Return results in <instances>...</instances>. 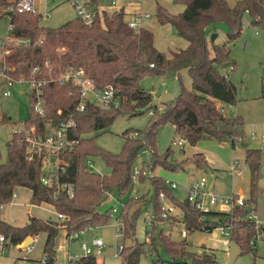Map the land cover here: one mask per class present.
Returning a JSON list of instances; mask_svg holds the SVG:
<instances>
[{"label": "trees", "instance_id": "1", "mask_svg": "<svg viewBox=\"0 0 264 264\" xmlns=\"http://www.w3.org/2000/svg\"><path fill=\"white\" fill-rule=\"evenodd\" d=\"M17 0H0V16H10L13 29L10 36L26 39L28 44L9 43L5 60L13 66L12 75L25 78H41L43 86L44 114L33 111L24 120L21 130H14L6 144V159L0 163V205L11 201L17 188L30 190L29 203H42L53 207L56 220H43L30 216L23 226L11 225L0 220V235L8 244L17 245L27 237L45 234L43 255L38 264H55V241L60 231L69 237L80 230L108 223L114 207L101 210L102 204L112 193L117 198L125 197L117 218L121 221L123 238H132L130 245H123L119 261L115 264H139L140 257L162 248L172 264H215L213 253L195 254L187 250L185 239L175 240L164 231L163 224L173 226L182 222L187 230H212L227 228L229 240H234L245 253L258 228L246 214L253 210L256 201L257 173L262 161L261 149L250 148L244 142L243 120L224 115L217 101L233 105L237 87L230 80L227 69L234 68L229 46L235 43L242 32V17L248 14L249 24L264 32V0H239L229 5L226 0H173L183 6L177 14L169 13L157 5L155 16L158 24H169L186 42L182 49L159 51L154 45V34L147 28L137 30L128 26L123 13L115 11L97 14L91 24H85L75 16L58 27L40 24L38 12H16L11 8ZM216 22H223L229 29L223 43L207 44V35ZM38 67V72L33 69ZM84 70L96 87L111 85L117 93L119 105L100 108L86 103L82 111L76 109L79 89L67 82L59 85L48 79L57 78L66 69ZM185 69L191 79V88L182 83L179 94L170 102L158 106L152 102V94L140 86L147 75H178ZM264 96V79L262 80ZM31 102L33 101L30 95ZM144 112L150 118L143 130L128 129L123 133L119 153L107 151L94 142L96 133L106 128L120 114L134 116ZM72 119L74 125L69 135L74 142L58 154V175L51 184L42 183L43 158L37 152L28 151L27 134L31 137L44 135L47 124L55 126L61 120ZM171 124L174 134L190 145L210 137L229 141L234 147L240 144L245 149V161L249 167L250 190L246 202L252 206L234 207L230 211H202L187 198L179 200L160 176L149 178L152 194L127 196L132 183L133 165L142 153L148 156L145 162L152 170L156 166L175 171L185 162L197 167L207 165L202 152H195L188 160L174 162L168 147L162 155L156 150V134L159 126ZM130 132H133L132 134ZM90 157H99L109 167V173L101 174L88 168ZM143 175L140 179H143ZM144 180V179H143ZM71 195L67 193V187ZM163 194L179 214L162 216ZM150 210L151 224L146 230V240L134 238L136 220ZM62 215L63 218L58 217ZM149 242H147L148 240ZM7 243H5L6 245ZM148 248L150 253H148ZM68 264H107L96 256H80Z\"/></svg>", "mask_w": 264, "mask_h": 264}, {"label": "rangeland", "instance_id": "2", "mask_svg": "<svg viewBox=\"0 0 264 264\" xmlns=\"http://www.w3.org/2000/svg\"><path fill=\"white\" fill-rule=\"evenodd\" d=\"M239 0H226L229 5L235 4ZM160 5L171 14H177L182 11L183 6L175 4L173 0H143L141 9L150 14V18L145 20L144 27L154 34L155 47L164 53L169 50L182 49L186 47L187 42L176 35L169 24L160 25L155 16L156 6ZM35 12L41 14L40 24L45 27H58L65 21L75 17V12L68 0H37ZM9 21L0 16V41H3L8 32ZM211 27L214 29L208 33L206 39L208 47L212 43H223L226 40L228 27L223 22H216ZM215 37L212 38V35ZM17 43L19 41L17 40ZM230 57L235 61L234 68L227 69L230 80L237 87L236 102L233 105L223 104L217 101L222 107L225 116L242 118L244 142L250 148H260L264 145V96L262 95L261 85L264 79V32L252 27L249 24V17L244 13L242 17V32L238 40L229 46ZM140 86L152 94V102L158 106L173 100L180 92L181 85L191 88V79L185 69L177 74L168 71L165 74L147 75L140 80ZM8 97H0V163L6 159V144L11 138L14 130H21L24 120L31 112L32 102L30 99V86L26 83L15 84L9 88ZM150 118V113L129 116L120 114L106 128V131L96 133L94 142L97 146L110 151L119 153L124 141L123 133L128 129L143 130ZM131 134L133 132H130ZM255 139L251 138V135ZM180 140V137L174 134V128L167 123L159 126L156 134V150L162 155L170 147V159L174 162L188 160L195 152H202L207 162L206 166L197 167L192 162H185L183 168L175 171L156 166L152 169V176H160L163 179H169L177 184V189L173 190L174 195L179 200L186 196L187 189L201 177L205 178V188L207 191L218 195L229 196L233 193H243L247 198V189L249 181V167L245 161V149L242 145L232 146L229 141H218L214 138L206 137L197 142L196 145H190L186 142L182 146L174 141ZM182 140V139H181ZM261 158L257 173V194L254 202L257 209L258 226L261 234L257 232L259 238H252L253 245L245 253L240 252L238 243L229 240L221 232V228L212 230H187L181 222L173 226L163 224L164 231L169 233L172 239H185L188 243L187 250L200 254L203 250L206 253H213L215 264H264V148L261 149ZM148 159L146 153H142L136 158L133 168L147 166ZM92 163L90 170L101 174L109 173V167L99 157H90ZM56 161L50 159L47 155L44 161V169H54ZM144 170V169H143ZM149 177V178H151ZM148 177H143L137 182H132L127 196H140L148 193L152 194V187ZM16 196L11 201L0 206V220L11 225L23 226L28 222L30 216H35L43 220H56L57 214L52 206L42 203L32 205L29 203L30 190L27 188H17ZM160 197V196H159ZM165 198V197H164ZM125 197L117 198L112 193L106 200L101 210L114 207L107 224L88 228L79 238L71 241L64 239L63 231H60L56 238V263L68 264L67 253L72 256H80V242L89 243L94 238H101L105 242V248L102 254L96 258L104 257L103 260L108 264L118 263L119 258L113 257L115 245H130L132 238H123L120 233L121 221L117 218ZM170 202L162 200V205L166 206ZM217 208V207H215ZM151 209L148 208L150 212ZM176 214L179 211L175 209ZM146 220L145 214H140L136 220L134 238L138 242L146 240ZM187 231L186 235H181V230ZM119 234L116 236V234ZM32 240L20 245L8 244L3 253L0 254V264H38L42 258L43 244L45 234L41 233L33 242ZM224 239L229 243L224 244ZM148 240V238H147ZM149 242V240L147 241ZM27 248V245L31 244ZM148 253L150 249L148 248ZM170 258L162 248L140 257L139 264H172ZM187 264H190L188 262Z\"/></svg>", "mask_w": 264, "mask_h": 264}, {"label": "built area", "instance_id": "3", "mask_svg": "<svg viewBox=\"0 0 264 264\" xmlns=\"http://www.w3.org/2000/svg\"><path fill=\"white\" fill-rule=\"evenodd\" d=\"M69 4L73 8L75 12V16L81 19L85 24H91L95 19L96 15L101 13L95 10L94 4L100 1H107L109 5H116L122 1H136V0H68ZM35 0H17L14 6L11 8L12 10L22 13V12H35L34 8ZM148 14H137L133 16L130 20L126 21L128 26L133 28L134 30L139 29L144 17H147ZM6 18L9 21L8 32L3 41H0V97H8L10 95L9 88L15 84H23L26 83L30 86V95L32 96V108L33 111L37 114H44V100H43V91L42 88L46 84V79L41 78H25L23 76H14L12 75L13 66L8 64L5 60V54L7 50L5 49L6 45L9 43H19L28 44V40L26 39H17L10 36V31L13 29V24L10 22V16L6 15ZM33 72H38V67L33 69ZM48 81H56L59 85H65L67 82L72 83L73 86H76L79 89V100L76 104V109L79 111L84 110L86 103H92L95 106L100 108H109L111 106H118L119 99L117 93L111 85H106L104 88L100 89L95 86L94 82L87 77L84 70L81 68L72 69L68 68L63 73H61L56 79L50 78ZM74 125L72 119L68 118L66 120H61L55 126H51L47 124V131L44 135L38 137H31L27 134L26 140L29 144L28 151L37 152L42 155V162L44 166V161L46 156L48 155L50 159L56 161V166L54 169H44L41 175V181L44 184H51L54 180L57 179L58 175V154L60 151L68 148L74 142L73 138L70 137L69 132L71 127ZM252 139H255V136L251 135ZM184 140L174 141L179 146L184 144ZM264 144V143H263ZM260 149L264 148V145H260ZM88 167H92V163L90 160L87 161ZM144 169V170H143ZM143 175L145 177H151L152 171L148 166L133 168L132 172V182L139 181L140 176ZM205 178L201 177L198 182L192 184L186 192L187 200L194 205L195 208L202 211H209L213 209H217L220 211H230L234 207H245L249 208L252 205L247 203L245 198L241 194H231L229 196L226 195H218L213 192L207 191L205 188ZM164 183L171 189H177V184L169 179H164ZM63 187H67V193L71 195V189L69 186L65 184ZM16 194L13 193V197ZM160 198H164V195L161 193ZM217 207V208H215ZM175 209H177L172 203L164 206L161 205L162 216L167 218L170 215H175ZM115 212L113 209L112 213ZM111 213V216H112ZM144 214L147 216L146 226L147 228L151 224V213L146 210ZM58 217L63 218L62 215H58ZM246 218L252 220L255 226L258 228V219L255 214V211L250 210L246 214ZM183 225V223L181 222ZM184 226V225H183ZM91 228V227H90ZM221 228V232L228 237L229 239V231L227 228ZM86 230V229H84ZM84 230H80L78 232L72 233L69 237L75 238L84 232ZM181 235H186L187 231L185 229L181 230ZM119 234L117 233L116 236ZM256 238L260 236L258 233L255 235ZM37 238H33L35 241ZM228 239H224V244H228ZM24 241V240H23ZM25 244V243H23ZM250 245H253V240L251 239L249 242ZM32 245H27V248ZM5 240L2 235H0V254L5 250ZM80 247L83 251V256H98L102 252V248L104 247V242L102 239L97 238L92 240V246L82 242ZM123 248V244L115 245L113 257L119 258V253ZM57 247H55V250Z\"/></svg>", "mask_w": 264, "mask_h": 264}, {"label": "crops", "instance_id": "4", "mask_svg": "<svg viewBox=\"0 0 264 264\" xmlns=\"http://www.w3.org/2000/svg\"><path fill=\"white\" fill-rule=\"evenodd\" d=\"M142 1L143 0H136V1H122V2H119V3H117L116 5H109V3L107 2V1H100V2H97V3H95L94 4V8H95V10L96 11H98V12H102V11H105V12H107V13H113V12H115V11H120V12H122L123 13V17H124V20L125 21H128V20H130L133 16H135V15H137V14H148V16L147 17H144L143 18V20H142V23H141V27H144V22H145V20H147L148 18H150V14L149 13H147V12H144L142 9H141V4H142ZM36 2H37V0H35V3H34V8H35V5H36ZM36 10V9H35ZM145 28V27H144ZM262 90V89H261ZM257 186H258V182H257ZM257 186H256V194H257ZM249 190H250V175H249V181H248V189H247V195H246V197L248 198V196H249ZM15 193V192H14ZM16 194V193H15ZM239 194H241V195H243V193H239ZM16 196V195H15ZM253 204V206H255V204L254 203H252ZM1 206V205H0ZM213 210H217V209H213ZM176 214V213H175ZM255 214L257 215V209H256V206H255ZM85 231V230H84ZM258 231H259V233L261 234V231H260V227L258 226ZM82 234H84V232L82 233ZM82 234H80L78 237H75V238H70V237H67V236H65L64 234V239H66L67 241H71V240H74V239H76V238H79ZM261 237V236H260ZM94 239H97V238H94ZM94 239H92V240H94ZM101 239V238H100ZM25 240V239H24ZM32 239H30L29 241H31ZM92 240L89 242V243H87V242H85V241H82V242H85L86 244H88V245H90V246H92ZM28 240H27V242H29ZM27 242H25V243H27ZM34 242V241H33ZM82 242H80V244L82 243ZM104 242V241H103ZM5 243H6V241H5ZM24 243V242H23ZM22 243V244H23ZM229 243V242H228ZM18 245H20V244H18ZM105 242H104V247L102 248V252H103V249L105 248ZM80 250H81V255L80 256H82L83 255V251H82V249H81V247H80ZM102 252H101V254H102ZM114 253V252H113ZM112 253V254H113ZM80 256H72V255H70V254H68L67 253V262L70 260V259H76V258H78V257H80ZM55 258H56V252H55ZM103 258L104 257H99L98 259H100V260H103ZM115 258V257H114ZM104 261V260H103ZM108 264V263H107Z\"/></svg>", "mask_w": 264, "mask_h": 264}, {"label": "water", "instance_id": "5", "mask_svg": "<svg viewBox=\"0 0 264 264\" xmlns=\"http://www.w3.org/2000/svg\"><path fill=\"white\" fill-rule=\"evenodd\" d=\"M215 37V34L212 35V38ZM31 238L30 237H27L25 240H24V243L27 242V240L29 241Z\"/></svg>", "mask_w": 264, "mask_h": 264}]
</instances>
